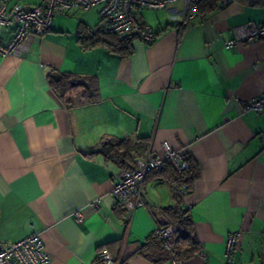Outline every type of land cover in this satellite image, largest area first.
I'll return each instance as SVG.
<instances>
[{
	"label": "crops",
	"instance_id": "obj_1",
	"mask_svg": "<svg viewBox=\"0 0 264 264\" xmlns=\"http://www.w3.org/2000/svg\"><path fill=\"white\" fill-rule=\"evenodd\" d=\"M263 3L215 1L182 31L170 20L182 0L141 9L156 38L132 41L127 56L104 43L82 48L97 11L72 10L56 15L24 57L0 56V245L39 233L47 264H86L101 247L123 264H170L135 253L180 198L198 245L184 264H202L200 251L207 264H223L230 232L234 264L264 263V112L243 111L264 94V39L224 46L233 27L264 22ZM12 31L1 29L2 43ZM52 69L92 87L61 99L48 84ZM110 138L134 148L125 166L102 152ZM162 142L192 161L197 178L179 197L169 172L151 171L144 206L126 211L113 181L133 158L161 154Z\"/></svg>",
	"mask_w": 264,
	"mask_h": 264
},
{
	"label": "built area",
	"instance_id": "obj_2",
	"mask_svg": "<svg viewBox=\"0 0 264 264\" xmlns=\"http://www.w3.org/2000/svg\"><path fill=\"white\" fill-rule=\"evenodd\" d=\"M177 0H38L28 4L23 1L10 5L11 0H0V33L3 27L13 26L12 36L6 43L0 40V56L13 55L24 57L31 43L50 30L53 18L72 10L97 11L98 21L93 27L85 30L88 37L96 35H113L122 41L139 40L151 43L156 33L146 23L142 22L138 11L141 9H168ZM201 0H182L183 10L180 16H170L171 23L180 31L186 21L198 13ZM232 0H222L228 4ZM258 0H250L252 4ZM233 37L224 42L225 47H235L238 44L252 43L264 39V22L247 21L233 27ZM243 111L264 112V94L249 101ZM264 136V132L262 134ZM161 154L148 152L144 156L133 158L127 169H123L113 181L110 193L126 211H133L144 206L143 191L146 176L151 171H162L170 165L178 174L187 173L191 165L183 158L180 150L173 149L167 142L160 144ZM178 195L185 193L184 185L175 187ZM76 221L81 219L78 211L73 213ZM176 226L169 224L158 226L155 235L161 240L165 250L171 252L175 240ZM237 233L230 232L225 237L224 263L234 264V252ZM203 263L207 264L200 251ZM51 256L44 249L39 233H32L18 241L0 245V264H47ZM86 264H122V260L114 257L106 247L96 252L95 259ZM170 264H184L175 256L170 258ZM264 264V263H262Z\"/></svg>",
	"mask_w": 264,
	"mask_h": 264
},
{
	"label": "trees",
	"instance_id": "obj_3",
	"mask_svg": "<svg viewBox=\"0 0 264 264\" xmlns=\"http://www.w3.org/2000/svg\"><path fill=\"white\" fill-rule=\"evenodd\" d=\"M215 1L218 0H201L198 5V12H202L203 9L207 7L210 9L214 8ZM263 2L264 0L257 1V3ZM79 40L82 48H90V46L97 43H104L108 45L112 51L121 56H127L133 51L130 41L119 40L113 35L103 34L92 37L84 35L82 37L80 36ZM47 80L53 92L61 99H64L65 96L74 89L92 87L87 77L83 78L73 73L60 72L55 69L48 72ZM88 98H90V93ZM132 150H134V148H132L129 143L114 138H110L102 147V152L107 158L114 160L122 166H125L131 159ZM185 160L189 161L191 165L190 170L185 174H178L170 165H166L162 171L169 172L172 181L178 185H184L185 191H188L191 188L193 180L197 178L198 171L192 161L189 159ZM164 212L168 217V221L159 226H166L169 224H174L176 226V231L174 233L175 240L171 252L164 249L161 240L154 233L153 236L148 237L147 241L135 254L141 255L154 263L168 261L172 256H175L179 261L183 262V260L193 256L198 249L197 242L193 235L192 220L188 211L183 209L180 198H177L174 207H168L164 209Z\"/></svg>",
	"mask_w": 264,
	"mask_h": 264
},
{
	"label": "rangeland",
	"instance_id": "obj_4",
	"mask_svg": "<svg viewBox=\"0 0 264 264\" xmlns=\"http://www.w3.org/2000/svg\"><path fill=\"white\" fill-rule=\"evenodd\" d=\"M19 1H23V2L25 1V2H29V3H31V2H33V1H35V0H11L10 5H12V4L16 3V2H19ZM80 11H81V12H80ZM89 13H90V12H86V11L79 10L77 16H78V17H82V16H84L85 14H89Z\"/></svg>",
	"mask_w": 264,
	"mask_h": 264
}]
</instances>
